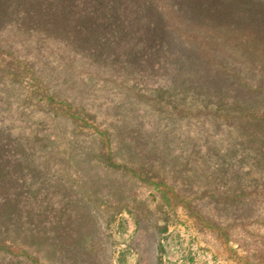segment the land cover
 <instances>
[{"label": "rangeland", "instance_id": "1", "mask_svg": "<svg viewBox=\"0 0 264 264\" xmlns=\"http://www.w3.org/2000/svg\"><path fill=\"white\" fill-rule=\"evenodd\" d=\"M81 1L61 0L56 19L22 4L0 17V264H158L157 223L168 226L163 264H264V168L252 166L249 207L204 200L191 216L205 179H189L187 163L206 148L203 116L181 111L187 93L165 69L96 40L94 19L82 37ZM78 221L81 245L62 248Z\"/></svg>", "mask_w": 264, "mask_h": 264}, {"label": "trees", "instance_id": "2", "mask_svg": "<svg viewBox=\"0 0 264 264\" xmlns=\"http://www.w3.org/2000/svg\"><path fill=\"white\" fill-rule=\"evenodd\" d=\"M60 3L0 0V17L22 4L23 14L56 19L59 11H64ZM86 5L90 9L82 15L78 31L82 37L90 36L94 19L96 32L92 35L96 40L103 39L122 54L137 51L151 69H165L168 76L181 81L179 90L184 88L187 93L181 111L198 113L203 116L198 122L208 126L200 160L187 163L191 167L189 179L198 173L205 179L197 187L199 197L191 195L187 203L191 216L199 219L204 200L217 212L219 207L237 212L249 207L252 166L264 168V0H82L78 9ZM103 28L107 37L100 35ZM172 98L178 109L182 100L177 94ZM215 126L219 131H213ZM114 158L110 153L108 170L116 167ZM115 172L123 173L120 169ZM102 180L95 177L94 187ZM190 184L188 180L189 190L196 193V185ZM91 197L95 203V192ZM115 204L122 212V203ZM83 225L78 221L62 229L58 245L79 248L81 240L73 231L83 229ZM146 227L140 223L141 232L148 234L151 231ZM167 229V223L154 226L158 264H163L166 255Z\"/></svg>", "mask_w": 264, "mask_h": 264}]
</instances>
